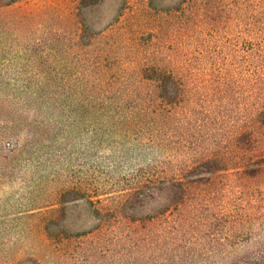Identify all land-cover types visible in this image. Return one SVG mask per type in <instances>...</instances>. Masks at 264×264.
<instances>
[{"label":"trees","instance_id":"1","mask_svg":"<svg viewBox=\"0 0 264 264\" xmlns=\"http://www.w3.org/2000/svg\"><path fill=\"white\" fill-rule=\"evenodd\" d=\"M22 1L0 0V35L27 43L31 9L2 15ZM59 1L91 61L54 26L0 55V224L96 239L110 264H264V0H144L152 26L132 0ZM109 142L116 166L94 157Z\"/></svg>","mask_w":264,"mask_h":264},{"label":"rangeland","instance_id":"2","mask_svg":"<svg viewBox=\"0 0 264 264\" xmlns=\"http://www.w3.org/2000/svg\"><path fill=\"white\" fill-rule=\"evenodd\" d=\"M58 1L59 0H24L9 8L7 14L3 13V17L15 20L19 19L21 16H24V12H27L31 9L30 15L34 18V20L37 21V24L19 30V33H28L27 43L24 41V39L14 40L11 31H8V40H2L0 38V55L10 53L12 56H24L25 53H20L23 51V47L28 46L26 52H29L31 48L35 47V44L37 46L42 45L44 42H49L48 36L54 26L60 28L61 30V34L58 37L61 39L60 47L62 46L63 50L67 47H72L74 52L70 57L72 62L78 64L83 60L91 61L92 51L84 53L86 52L85 50H87V48H82L83 51L78 49L76 44L73 42L74 40L68 38V36L73 37L71 34L72 28H70V17L68 16L69 6L64 2L62 5H59L56 11L52 13L48 12V5L51 3H54L55 5L58 3ZM132 1L134 8L133 13H129L130 23H133L136 20L143 23V20H145L141 17V14H143L148 16L146 20L149 26L156 24L158 19L153 14L149 15L148 13L141 10V4L144 2V0ZM97 17V26H99L106 22L108 15L105 14L100 16V14L97 13ZM126 17H128V13H126L125 18ZM127 21L128 20L126 19L123 22L122 27L125 26ZM0 37L7 36L5 34H1ZM107 41L110 40L106 39L105 42ZM40 49V47H37L38 51ZM195 119L196 118H194V121ZM114 146L115 142H109L107 146L100 148L96 154L94 153L95 160H97L98 157L99 162L103 161L106 162V164L108 162L109 165L114 164L116 166L119 161L117 158H115L114 152H117L119 148L115 149ZM121 163V167L125 169V167L131 163V159H129L126 155L125 161ZM16 200L17 195L14 193V197L5 204L6 207H3L2 210L9 208L8 206L12 201L14 204H16ZM16 208L18 207H12L11 209L15 210ZM2 215H4V213ZM11 216L12 217L9 222H3L0 224V264H7L19 258H27L30 256L43 257L47 254H51L49 257V262L51 263L49 264H110L109 252L98 254L95 251V245L97 244L96 239H76L74 241H65L63 243H59L56 247L52 246L45 248V244H43L41 240L42 236L40 232H38L35 228H32V223H30L28 220L19 222V220L17 221V219H14L13 215ZM22 264H30V262H25Z\"/></svg>","mask_w":264,"mask_h":264}]
</instances>
